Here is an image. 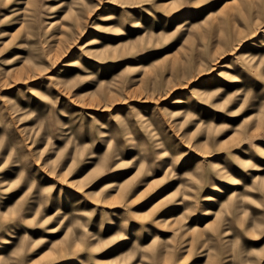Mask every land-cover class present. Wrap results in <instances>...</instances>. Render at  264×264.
Returning <instances> with one entry per match:
<instances>
[{
  "label": "rangeland",
  "instance_id": "374dc122",
  "mask_svg": "<svg viewBox=\"0 0 264 264\" xmlns=\"http://www.w3.org/2000/svg\"><path fill=\"white\" fill-rule=\"evenodd\" d=\"M0 264H264V0H0Z\"/></svg>",
  "mask_w": 264,
  "mask_h": 264
},
{
  "label": "bare ground",
  "instance_id": "6f19581e",
  "mask_svg": "<svg viewBox=\"0 0 264 264\" xmlns=\"http://www.w3.org/2000/svg\"><path fill=\"white\" fill-rule=\"evenodd\" d=\"M34 57H38V56H40L41 55V53L39 52V51H35L33 54H32ZM33 58V57H32ZM216 164H214V166H215ZM138 172V171H137ZM136 172V173H137ZM135 174H133L132 176H134ZM131 176V177H132ZM129 179V178H128ZM213 189L215 190V191H222V187H220L219 186V184L218 183H216L214 186H213ZM171 194H172V192L171 193H169V194H167V195H165V196H163L157 203H159L161 200H165V199H167L169 196H171ZM171 218H173V217H170V218H168V220H170ZM167 219V218H166ZM159 220H161V219H159Z\"/></svg>",
  "mask_w": 264,
  "mask_h": 264
}]
</instances>
